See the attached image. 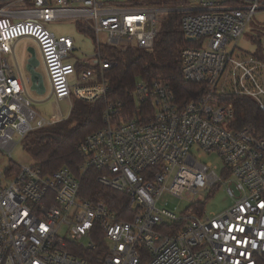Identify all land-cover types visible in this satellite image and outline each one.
<instances>
[{"label":"built area","instance_id":"2783aa9c","mask_svg":"<svg viewBox=\"0 0 264 264\" xmlns=\"http://www.w3.org/2000/svg\"><path fill=\"white\" fill-rule=\"evenodd\" d=\"M11 1L0 0V154L11 156L16 134L25 137L57 123L33 110L23 80L9 66L6 56L23 38L38 44L53 98L95 102L108 91L104 73L117 65L103 56L100 34H108L111 47L153 50L160 21L178 15L184 37L196 45L181 53L183 77L206 85L207 91L200 101L181 107L165 81H140L133 93L139 106L134 117L124 119V103H110L103 129L79 144L81 173L96 169L101 185L128 195L134 211L130 221L102 202L81 199V180L67 166L46 174L38 164L11 162L0 175V264H89L69 247L96 251L99 236L106 247L104 264H264V137L231 129L234 107L223 101L248 97L264 112V88L257 79L264 56L233 58L248 23L264 10V0H163L171 5L164 8L131 0L109 5L101 0ZM67 19L84 21L96 35L98 51L90 65L98 73L89 68L78 73L69 61L73 39L57 37L47 27ZM230 75L232 90L227 88ZM203 153L223 159L233 205L207 217L195 210L199 202L183 216L159 209L165 191L193 199L215 189L221 178L211 164L199 161ZM84 239L88 246L81 244Z\"/></svg>","mask_w":264,"mask_h":264},{"label":"trees","instance_id":"16d2710c","mask_svg":"<svg viewBox=\"0 0 264 264\" xmlns=\"http://www.w3.org/2000/svg\"><path fill=\"white\" fill-rule=\"evenodd\" d=\"M142 1L146 0H138ZM191 46L196 45L184 37L180 16L170 15L163 21L153 50L132 46H125L123 49L102 47L103 56L117 63L104 73L108 82L107 93L95 102L74 99L72 110L66 119L35 128L28 135L26 144L29 156L46 174H52L63 166L69 167L81 180V199L102 202L120 219L132 220L134 211L128 195L101 185L98 181L101 172L96 169L81 173L84 159L79 153V144L89 134L103 129L104 114L110 103H124V119L134 117L139 106L133 93L140 81L149 84L159 80L165 81L172 88L181 107L200 101L206 94V85L189 83L185 81L182 73L181 53L183 49ZM261 57L262 54L258 55V58ZM76 67L78 69L80 66ZM223 101L234 107L235 117L230 125L231 129H249L256 136L264 137V112L259 110L253 99L228 96ZM199 209L200 205L195 207L196 211ZM95 243L96 251L78 250L71 246L69 249L88 259L89 264H104L106 247L102 238L97 237Z\"/></svg>","mask_w":264,"mask_h":264},{"label":"rangeland","instance_id":"374dc122","mask_svg":"<svg viewBox=\"0 0 264 264\" xmlns=\"http://www.w3.org/2000/svg\"><path fill=\"white\" fill-rule=\"evenodd\" d=\"M105 3L112 4L113 2L127 3L128 0H101ZM138 2V0H137ZM136 2V3H137ZM139 3V2H138ZM72 7H81V5H71ZM145 7H153V8H164L171 6L166 1H155V0H146L143 5ZM163 21H160L159 32L162 29ZM48 29L53 32L57 37H70L74 40V45L76 51H74L69 56V61L72 63H76L78 61L87 60L82 62L84 67L89 69H93L96 73H98L99 69L97 67L91 66L93 64L94 59L93 56L97 54L98 45L96 40V35H94L89 29L86 27V23L84 21H76L73 19L62 20L59 22H54L47 25ZM100 40L102 42L103 47L108 46V34L101 33ZM208 44V39H205L204 47L206 48ZM119 49H123L125 45L116 46ZM232 47L228 48L230 52ZM264 56V10L259 11L257 14L253 16V18L248 23L246 30L239 40L237 49L233 55V58L237 61H247L251 57H258V55ZM20 66H23V63L20 59ZM44 73V81H45V93L37 94L35 92H29L31 99L34 101L33 110L40 116V118L50 121L52 117H59L62 120L66 119L73 107L64 101L62 102V106H59L55 99H49L52 94V87L50 80L48 79L47 73L44 69V65L40 68ZM78 76H74L71 78L72 85L76 84ZM260 85L264 88V71L262 72V78H257ZM228 90H232V76L229 77V83L227 86ZM75 99V98H74ZM73 99V101H74ZM264 100V96H262ZM72 101V102H73ZM62 112L64 115H62ZM36 126V124L34 125ZM228 128L227 125H225ZM15 140L18 142L17 147L10 155L0 154V175L5 174L6 169L9 167L11 162H14L18 165H34L35 162L29 156L28 151L26 149V144L28 141V136L22 137L19 134H16ZM191 153L197 157L198 156V148L194 147L191 150ZM200 162L204 164H211L213 168H215V172L221 178L218 185L214 190H202L199 194H197L193 199H188L186 194L181 197L173 196L170 192L165 191L160 197L157 207L159 209H165L176 216H183L187 214H191L194 210L192 206L193 202L200 203L199 214L201 217H207L212 214H219L226 210H228L233 205V200L227 195L225 189V182L228 180V177L225 173V163L223 159L215 154H205L199 159ZM197 207V205H196ZM90 241L85 240L81 242L85 246H88ZM112 244V243H109Z\"/></svg>","mask_w":264,"mask_h":264},{"label":"crops","instance_id":"0c3cea01","mask_svg":"<svg viewBox=\"0 0 264 264\" xmlns=\"http://www.w3.org/2000/svg\"><path fill=\"white\" fill-rule=\"evenodd\" d=\"M11 2H18V0H12ZM1 5L2 4L0 3V6ZM17 6L20 7L22 5L17 3ZM57 22H59V21H57ZM75 51H76V48H75ZM32 52L35 54V56H36V58H37V60L39 62L35 71L38 74H40L41 77H42V85L41 86L38 85V86H40V91L39 92H37L36 90H31L32 87H33L32 79H31L30 75L27 74L24 71V68L26 66V62H27L28 58H30V54ZM6 57H7L9 66H10L12 72L14 73V75L16 77H19V78H21L23 80L28 95H29L28 91L35 92V93L40 94V95L45 93V81H44L45 78H44V75H43L44 73L42 72V70L40 68L42 67V65H44V69H45L46 73H47V70H46V67H45V64H44V61H43V58H42V54H41L40 48H39L38 44L34 40L29 39V38H23V39L18 40L15 43L14 52L12 54H10V55H7ZM20 59H21V62L23 63L22 67L20 66ZM76 64H77V66H80L77 69L78 73L82 72L85 68H87V67H84L82 65L83 64L82 61H78V62H76ZM47 76H48V74H47ZM48 79H49V77H48ZM49 99H55V98H53L52 94H51ZM64 101L68 102L69 104H71V102H72V100H64ZM64 101H61V102L57 101V103L59 104V106H62V102H64ZM62 115H64L63 112H62ZM52 118L55 119L57 122L62 121V119L59 118V117H52Z\"/></svg>","mask_w":264,"mask_h":264},{"label":"water","instance_id":"95a60500","mask_svg":"<svg viewBox=\"0 0 264 264\" xmlns=\"http://www.w3.org/2000/svg\"><path fill=\"white\" fill-rule=\"evenodd\" d=\"M38 60L35 56V54L32 52L30 54V58H28L26 62V66L24 68V71L30 75L32 82H33V87L31 90H36L37 92L40 91V86L42 85V77L40 74H38L35 70L36 67L38 66ZM40 85V86H38Z\"/></svg>","mask_w":264,"mask_h":264}]
</instances>
